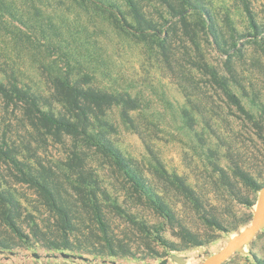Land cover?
I'll list each match as a JSON object with an SVG mask.
<instances>
[{
    "label": "rangeland",
    "instance_id": "rangeland-1",
    "mask_svg": "<svg viewBox=\"0 0 264 264\" xmlns=\"http://www.w3.org/2000/svg\"><path fill=\"white\" fill-rule=\"evenodd\" d=\"M245 1L203 0L225 34L229 35L234 27L249 35L240 42L245 57L233 58L249 95L238 86L233 88L246 109L259 119L260 111L255 103L264 102V33L257 38L251 36L253 29L245 11ZM247 1L256 21L264 25V0ZM115 5L132 20L124 0H0V67L14 71L22 83L35 88L46 86L49 73L71 69L78 75L91 73L95 82L107 89L130 91L141 101L140 109L133 112L137 128L126 125L116 106L108 116L116 128L110 136L119 148L135 159L151 180L165 187L152 172V156L155 154L169 172L183 176L197 191L204 210L226 217L229 223H235L247 214L250 220L232 232L213 229L202 217L203 209L181 193L167 188L168 200L188 226L201 233L216 234L215 241L184 251H168L156 242L158 252L167 255L147 259L78 255L37 245L0 251V264H147L160 262L163 258H168L170 264H179L176 256L186 258L189 264H200L207 256L220 251L232 234L239 233L252 221L256 204L248 207L240 203L230 187L220 180L214 163L225 168L232 178L234 166L239 165L263 185L264 120L261 121L262 128H258L254 119H249L231 103L204 70L194 65V61L201 64L206 61L223 73L225 55L218 51L213 38L204 32L198 38L200 49L185 37H176L174 51L180 59L177 63L180 68L173 70L159 56L152 41L141 40L116 22L113 15ZM172 59L174 62V56ZM186 97L192 101L195 128H189L181 116L188 102ZM11 110L7 112L0 100L1 128L4 117L15 118ZM57 154L58 149L52 148L51 157ZM103 166L106 168L102 174L105 183L109 184L113 195L119 194L123 191L121 182L107 163ZM233 180L244 194L258 199L259 191L246 187L235 178ZM18 187L31 198L27 186ZM131 201L134 210L142 217L152 222L157 219L144 200L141 202L135 198ZM119 222L123 224V221ZM164 235L178 244L182 242L170 224L165 225ZM131 236L142 242L138 230ZM259 260L264 264V228L243 250L235 251L222 264H259Z\"/></svg>",
    "mask_w": 264,
    "mask_h": 264
},
{
    "label": "trees",
    "instance_id": "trees-1",
    "mask_svg": "<svg viewBox=\"0 0 264 264\" xmlns=\"http://www.w3.org/2000/svg\"><path fill=\"white\" fill-rule=\"evenodd\" d=\"M124 1L132 20L115 5L116 22L141 40L152 41L159 56L173 70L180 68L174 51L176 37H185L200 49V33L211 36L226 57L225 72L206 61H194V65H199L229 101L262 128L264 102L252 100L260 111L258 119L233 88L238 86L246 92L233 58L245 57L240 42L249 36L247 33L233 27L229 35L225 34L203 0ZM244 5L253 29L251 36L260 37L264 25L256 21L247 0ZM187 97L181 116L189 128H195L192 101ZM0 100L7 112L12 108L15 114V118L4 117L3 128L0 124V251L41 245L78 255L147 259L166 253L158 252L156 242L168 251H184L215 241L216 234L201 233L188 226L168 200L167 188L203 209L202 217L213 229L232 232L250 220L247 214L229 223L226 217L204 210L197 191L183 176L169 172L155 154L152 172L169 187L151 180L148 172L119 148L110 136L116 128L108 116L116 106L126 125L137 128L133 112L140 109L141 101L128 90L107 89L96 83L91 73L78 75L71 69L49 73L46 86L35 88L22 83L14 71L0 67ZM52 148L58 149V156L51 157ZM103 163L121 182L123 191L119 194L113 195L105 183ZM214 168L240 203L248 207L256 204L257 200L244 194L233 180L259 191L262 184L253 174L235 165L232 178L218 163H214ZM18 186H27L31 198ZM135 198L144 200L153 210L157 218L154 222L134 210L131 200ZM167 224L176 230L181 243L164 235ZM137 230L142 242L131 236Z\"/></svg>",
    "mask_w": 264,
    "mask_h": 264
},
{
    "label": "water",
    "instance_id": "water-1",
    "mask_svg": "<svg viewBox=\"0 0 264 264\" xmlns=\"http://www.w3.org/2000/svg\"><path fill=\"white\" fill-rule=\"evenodd\" d=\"M264 228V184L259 190V197L256 202V208L254 210V216L249 225H247L239 233L233 235L227 244L218 252L207 256L206 259L200 264H222L227 260L235 251L243 250L244 246L250 242V240ZM65 256H70L68 253H64ZM175 259L179 264H185L186 258L176 256ZM147 264H170L168 258H163L160 262H148Z\"/></svg>",
    "mask_w": 264,
    "mask_h": 264
},
{
    "label": "bare ground",
    "instance_id": "bare-ground-1",
    "mask_svg": "<svg viewBox=\"0 0 264 264\" xmlns=\"http://www.w3.org/2000/svg\"><path fill=\"white\" fill-rule=\"evenodd\" d=\"M232 236H233V234H232ZM193 254H194V253H192L191 255H193ZM189 259H190V258H189ZM186 263L189 264V261H188V262L186 261ZM186 263H185V264H186Z\"/></svg>",
    "mask_w": 264,
    "mask_h": 264
}]
</instances>
